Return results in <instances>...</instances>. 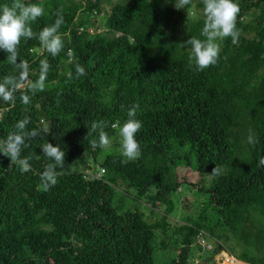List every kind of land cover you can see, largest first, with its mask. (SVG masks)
Returning a JSON list of instances; mask_svg holds the SVG:
<instances>
[{
	"label": "trees",
	"instance_id": "trees-1",
	"mask_svg": "<svg viewBox=\"0 0 264 264\" xmlns=\"http://www.w3.org/2000/svg\"><path fill=\"white\" fill-rule=\"evenodd\" d=\"M24 2L44 8L31 24L35 33L62 9L64 47L53 57L38 39L22 38L18 61H28L32 80L40 60L50 65L45 90L28 92V105L20 92L14 104L0 100V139L26 116L29 130L49 128L21 150L30 171L0 153V264H198L196 249L207 253V264H219L222 249L230 254L225 264H264V166L257 167L264 155V0H235L238 43L219 42L217 63L200 71L188 63L183 41L203 39L202 0L179 10L175 0ZM7 55L0 50V80L16 74ZM77 63L86 71L79 78ZM134 104L141 156L125 164L112 152L98 171H69L84 155L97 162L103 150L91 147L98 140L92 122L106 121L104 131L117 138ZM46 142L65 151V163L56 185L43 191L40 173L51 161L39 145ZM215 166L222 174L209 179L205 204L194 215L170 218L171 194L184 182L177 169L210 174ZM121 194L148 210H123ZM162 250L172 256L156 263Z\"/></svg>",
	"mask_w": 264,
	"mask_h": 264
},
{
	"label": "clouds",
	"instance_id": "clouds-1",
	"mask_svg": "<svg viewBox=\"0 0 264 264\" xmlns=\"http://www.w3.org/2000/svg\"><path fill=\"white\" fill-rule=\"evenodd\" d=\"M192 0H175L174 7L176 9H186L190 6ZM203 3V27L200 36H191L183 41L184 47H190L188 55V63L196 70L200 71L209 66L215 65L219 59L222 42L231 37L232 43H238V30L236 29V19L240 11L235 0H202ZM44 14V8L36 3H25L24 0H11V4L0 5V50L6 52L7 61L14 65L16 74H10L0 80V100L5 103L15 102V94L20 92V100L24 105L31 102L28 92L33 95L37 92L45 90V81L49 72L50 65L46 59L40 60L38 78L31 79L29 63L27 60L18 61V46L23 38H36L39 40L41 48L51 56H57L63 49L64 44L58 30L64 23L62 9L57 11V19L52 26L44 27L39 33H35L31 27L32 22L36 21ZM70 62L72 61V53L69 52ZM75 71L77 78L86 75L85 68L80 64H76ZM72 78L69 73V79ZM138 104H134L128 110V119L118 127L120 155L124 157L122 163L135 161L141 156V147L136 139V134L142 127V122L135 119ZM30 118L18 120L14 125V131H10L5 139H0V153L10 158V165L15 163L20 166L21 172H28L31 166L27 160L21 159L20 154L23 147H27L29 140L35 139L42 134H49V128L40 129L27 128ZM106 121H93L91 124V132H98V140L91 141V147L96 149L108 148L111 141L104 131ZM87 127V126H86ZM116 128L117 125H112ZM88 130V135H89ZM248 143L254 145L256 143L255 133L250 129L248 135ZM42 153L46 156L48 163L44 170L40 173V188L48 191L57 183V167H63L65 163V151L61 150L58 145L50 142L39 145ZM264 166V155L258 159L257 167ZM211 175L218 176L222 174V169L215 166L211 170Z\"/></svg>",
	"mask_w": 264,
	"mask_h": 264
},
{
	"label": "rangeland",
	"instance_id": "rangeland-1",
	"mask_svg": "<svg viewBox=\"0 0 264 264\" xmlns=\"http://www.w3.org/2000/svg\"><path fill=\"white\" fill-rule=\"evenodd\" d=\"M119 1V0H115ZM111 143L114 142V145H111L108 148H104L98 155L97 162H94V160L87 155H84L83 157L77 158L68 168L69 171L74 170L75 168L79 169H85V172H90L92 171H98L99 170V164L100 161L109 153L112 152H119L120 153V145H119V136L117 138L115 137H110L109 138ZM177 175L180 176L181 180L184 182H181L178 184L176 190L178 192H173L171 194L172 200L175 203V210L173 211L172 215L170 218L175 219L181 218L182 216L186 215H194V213L198 209V204L200 202V206L204 205L206 202L207 195L205 194L206 188H208V181L211 178V174H198L194 171H186L184 168H178L177 169ZM185 179V180H184ZM189 182V183H188ZM191 183V185H190ZM201 189V190H200ZM130 194L134 195V191L130 190ZM131 195H125V196H118L116 199H119V202L123 200V210L131 208V209H145L148 210V205L143 203L142 201H133ZM171 219V225H173L174 220ZM170 225L169 227V232L172 233V236H174V230L172 229L173 227ZM204 239H207L206 237ZM208 243L212 244L214 246V241L213 239H207L206 240ZM177 245L175 244V247ZM179 246L176 248L172 249V253H177ZM225 250V249H224ZM172 253L158 251L155 252L153 257L156 263H162L166 260H168L169 257L172 256ZM207 253L204 250H198L196 249L195 252V258L196 262L198 264H207L208 259L205 258V255ZM229 252L228 250L225 252L220 251L219 255H216V260L219 262V264H225L226 260L229 259ZM232 256V255H231ZM167 257V259H166ZM203 259H200V258ZM233 257V256H232ZM232 264V262H231Z\"/></svg>",
	"mask_w": 264,
	"mask_h": 264
},
{
	"label": "bare ground",
	"instance_id": "bare-ground-1",
	"mask_svg": "<svg viewBox=\"0 0 264 264\" xmlns=\"http://www.w3.org/2000/svg\"><path fill=\"white\" fill-rule=\"evenodd\" d=\"M103 172H104V170H103V169H101V171H100V172H96L95 176H96V177H98V176H99L100 174H102ZM97 174H98V175H97ZM201 235H203V232H201V234H200V235H198V236H201ZM207 239H208V238H207ZM207 239H206V240H207ZM206 240H205V241H206ZM206 242H207V241H206ZM221 251H222V252H224L225 250H224V249H222ZM226 251H227V250H226Z\"/></svg>",
	"mask_w": 264,
	"mask_h": 264
},
{
	"label": "built area",
	"instance_id": "built-area-1",
	"mask_svg": "<svg viewBox=\"0 0 264 264\" xmlns=\"http://www.w3.org/2000/svg\"><path fill=\"white\" fill-rule=\"evenodd\" d=\"M98 175V174H97Z\"/></svg>",
	"mask_w": 264,
	"mask_h": 264
}]
</instances>
